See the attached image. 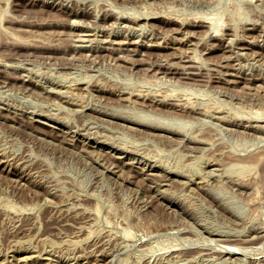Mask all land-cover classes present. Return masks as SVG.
<instances>
[{"label":"rangeland","instance_id":"374dc122","mask_svg":"<svg viewBox=\"0 0 264 264\" xmlns=\"http://www.w3.org/2000/svg\"><path fill=\"white\" fill-rule=\"evenodd\" d=\"M1 40L0 264H264V0H0Z\"/></svg>","mask_w":264,"mask_h":264},{"label":"bare ground","instance_id":"6f19581e","mask_svg":"<svg viewBox=\"0 0 264 264\" xmlns=\"http://www.w3.org/2000/svg\"><path fill=\"white\" fill-rule=\"evenodd\" d=\"M88 34H89V33H88ZM81 40H82V39H81ZM105 41H106V40H105ZM108 41H110V40H108ZM3 42H6V40H5V41L1 40V41H0V44L3 43ZM7 43H8V42H7ZM127 43H128V42H127ZM7 65H8V64H7ZM5 67H6V66H5ZM149 171H150V170H149ZM149 174H151V173H149ZM25 251H26V250H25ZM32 256H33V255H32ZM32 256H31V257H32ZM24 257H25V256H24ZM33 257H34V256H33ZM27 258H28V256H27ZM72 259H73V258H72ZM19 260H21V259L19 258ZM45 260H46V259H45ZM28 262H29V261H28ZM17 263H18V262H17ZM25 263H26V262H25ZM42 264H43V262H42ZM46 264H47V263H46ZM49 264H50V263H49ZM65 264H66V263H65ZM87 264H88V263H87Z\"/></svg>","mask_w":264,"mask_h":264}]
</instances>
